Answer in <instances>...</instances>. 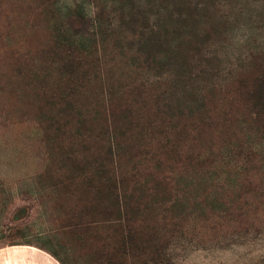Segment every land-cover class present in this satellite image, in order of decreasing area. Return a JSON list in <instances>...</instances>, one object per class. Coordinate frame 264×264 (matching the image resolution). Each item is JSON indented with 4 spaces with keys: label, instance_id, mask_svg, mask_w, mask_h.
<instances>
[{
    "label": "rangeland",
    "instance_id": "1",
    "mask_svg": "<svg viewBox=\"0 0 264 264\" xmlns=\"http://www.w3.org/2000/svg\"><path fill=\"white\" fill-rule=\"evenodd\" d=\"M76 6L97 25L84 34L90 39L84 65L92 85L78 105L95 115L96 125L112 101L117 102L112 109L117 122L127 115L125 103L133 116H140L137 126H129L133 132L169 119L183 131L181 161L172 157L162 170L147 155L129 149L127 140L116 138L123 143L119 167H140L141 178L149 170L154 176L167 175L173 190L166 197L189 205L177 226L167 229L159 224L168 221L163 197L156 203L143 195L150 210L141 214L143 219H134L138 227L147 225L153 243L162 246L156 262L148 261L146 253L120 260L109 256L114 218L99 214L100 205L94 207L82 187L64 192L69 171L60 161L61 152L50 149L41 116L43 86H55L59 66L46 51L59 31L70 32L66 23ZM258 65L264 67V0H0V247L33 243L55 253L62 264H264V197H246L247 222L236 217L245 210L236 207L243 198L228 192L217 197L230 207L231 218L226 208L214 217L199 216L200 209L208 208L194 204L193 197L197 189H205L207 173L197 177V169H206L185 158L196 150L225 153L233 148L228 140H240L260 154L264 166V137L254 136L247 123L224 142L215 128L201 126L195 118L204 105L216 108L214 116L231 110L240 118L236 113L243 110L233 80ZM230 102L234 108L228 109ZM94 111L101 113L99 118ZM94 148L98 150V142ZM231 163L222 159L202 166L210 167L213 184L220 186L228 181L226 165ZM168 166H173L172 174H166ZM260 179L264 185L263 172ZM77 214H84L86 226L73 230Z\"/></svg>",
    "mask_w": 264,
    "mask_h": 264
},
{
    "label": "trees",
    "instance_id": "2",
    "mask_svg": "<svg viewBox=\"0 0 264 264\" xmlns=\"http://www.w3.org/2000/svg\"><path fill=\"white\" fill-rule=\"evenodd\" d=\"M71 11L72 13L69 14L72 18L66 23L67 30L70 32L64 29L59 31L56 40L48 46L46 51L51 62H57L59 66L56 72L58 79L52 82L55 85L53 88L43 86L47 91L43 92L45 95L41 105V116L50 149L52 151L56 147L55 149L61 152L60 161L66 164L69 171L68 182L62 185L63 190L65 193H71L74 187H82L92 201L94 200V207L97 208V205H100L99 211L96 210L99 214L114 218V235H112L109 254L112 259L117 257L120 260L121 257L146 253L148 261L156 262L162 257V246L153 243V236L147 231V225L144 228L138 227L137 220L134 219V216L138 218L144 211L150 210L149 204L143 201V195L152 198L151 200L156 203L159 197H163L161 200L166 202L164 211L167 212L165 216L168 221L161 220L159 224L167 229L177 226V220L184 218L189 205L182 198L166 197V194L173 190L172 186H169L171 181H165L167 175L161 173L159 177L154 176L149 170L141 178L140 167L133 165L129 168L119 167L116 159H120L123 143L121 145L116 142V138L122 137L127 140L129 149L138 151V154L147 155L155 162V168L162 170L164 168L162 164L170 163L172 157L177 159L173 160L174 162L181 161L182 149L178 147V142L183 131L178 121L171 122L172 119H169L167 124L151 121L133 132L129 126H137L140 116H133V108L125 103L122 107L127 115L119 118L117 122L112 114V109L116 108L114 103L117 102L112 103V101L107 104V112H103L104 117L101 122L95 124L97 121L95 115H88L87 108L78 105V101L85 91H91L92 85V80L90 81L86 71L87 65H84L86 64L85 54L88 53L86 46L90 39L84 34L90 31V27L94 28L97 25L94 19L87 17L79 7L76 6ZM233 81L234 91L238 96L237 102L243 110L236 113L240 114V118H235L231 110H224L222 114L218 111L221 114L220 117L214 116L216 108H206V105L196 111L195 118L201 126L215 128V131L219 132L216 136L224 139V142H227L226 136L228 139L234 137L236 127L241 123H247L254 136L262 139L264 137V67L258 65L243 70ZM110 88L113 87H109V92ZM126 92L127 90H124L121 94ZM232 107L234 108V102H230L228 109ZM45 108L46 111H44ZM94 113L98 118L100 117V112L94 111ZM199 133L197 132L198 135ZM97 142L99 148L95 150L94 146ZM231 143L228 140V144L233 148L226 149L225 153L217 150L202 155L196 150L190 151L191 153H188L185 158L188 162H195L198 168L206 169L204 173L197 169L195 173L197 177L202 179L207 173L206 178L202 180L205 189L201 192L197 189L193 197L194 204H201L208 208L207 212L204 208L200 209L199 216H205L204 213L209 214L207 218L219 215L218 210L226 207L218 202L217 194L228 192L235 199L243 198L242 204L236 205L238 210L242 207L245 209L236 215L239 222L243 223L247 222L246 197L254 195L264 197V185L260 179V174L264 173V166L260 162V154L249 144L240 140L238 143ZM222 159H228L232 163L226 165L229 167L225 177L228 181L225 180V183L219 186L213 184L215 181L211 179L210 167L205 168L202 164L209 161L212 165ZM170 168L173 166L167 167L166 174H172L173 170ZM161 184V188L156 186ZM224 185L227 186L224 187ZM201 197L203 198L199 201ZM107 199L110 200L108 205L104 203ZM158 206L159 204L151 210ZM226 209L227 216L230 217V207ZM82 216L84 214H77L78 221L70 225L73 230H76V227L86 226ZM116 231H120L118 239L115 238ZM53 255L57 257L55 253Z\"/></svg>",
    "mask_w": 264,
    "mask_h": 264
},
{
    "label": "crops",
    "instance_id": "3",
    "mask_svg": "<svg viewBox=\"0 0 264 264\" xmlns=\"http://www.w3.org/2000/svg\"><path fill=\"white\" fill-rule=\"evenodd\" d=\"M0 264H62L53 252L33 243L0 247Z\"/></svg>",
    "mask_w": 264,
    "mask_h": 264
}]
</instances>
